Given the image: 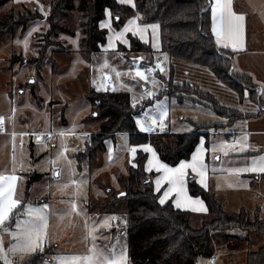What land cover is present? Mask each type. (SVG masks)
Masks as SVG:
<instances>
[{"label": "rangeland", "instance_id": "rangeland-1", "mask_svg": "<svg viewBox=\"0 0 264 264\" xmlns=\"http://www.w3.org/2000/svg\"><path fill=\"white\" fill-rule=\"evenodd\" d=\"M57 1L59 0H19V2L12 0L0 7V17L12 10L14 18L20 19L28 14V10L36 9L44 18L29 22L23 32L17 30L15 37H4L0 40V117L5 120L4 131L0 132V175L15 174L21 177L17 182L15 194L21 205L15 211L23 212L24 206L29 204L34 207L48 205L49 238L45 242L43 252H38L41 255L38 264H59V261L67 256L84 255L93 243L106 255L110 254L111 250L119 254L122 249H126L128 255V238L125 233H121L123 225L117 222V214L99 211L94 206L104 199H111L114 194L121 196L120 193L124 192L120 178L128 177V167L133 159L130 154L132 148L127 146V136L121 135L114 142L108 141L105 149L95 156L91 164L88 163V159H84L80 166L77 164V156L84 152L88 137L97 133L105 122V119L98 115L94 117L93 113L97 112L88 99L90 92L128 95L131 106L136 100V107L143 109L139 119L148 123H150L149 116H158L156 103L163 102L168 108L165 133L188 134L191 132L185 130L187 127H192L194 130L195 125H221L215 134H212L213 130H209L210 134L200 136L196 145L199 146L203 138L204 147L208 149L203 157L207 166V190L215 195L218 202H221L224 211L239 212L244 209L252 214L259 210L260 219L264 220V174L242 173L237 177L229 175L227 171L230 168L249 167L253 160L264 156V154L249 155L251 152L259 151L258 143L246 144L247 147L243 151L240 150L242 145H238L234 150L229 149L227 156L222 152L213 153L210 149L215 144L242 140V138L232 140L226 137L231 131L240 128L227 129V126H223L221 123H225L224 119L216 116L208 108L210 103L201 102L198 94L161 96L160 92L163 90L161 82L164 78L168 81L172 75L174 83H188L198 91L213 96L220 106L233 110L234 112L230 114L234 116H239L244 111H251L249 107L243 108L246 106L243 105L244 102L249 103L247 99L249 96L244 101L239 100V94L219 83L207 68L169 59L160 50L157 52L152 48L154 53L140 57L122 51L128 49L127 37L133 36L132 32L124 34V41H127V44L115 39V36L135 18L128 13L115 18L117 21L122 20L121 28L117 31L112 27L111 15L104 18L110 27L103 28L107 31L106 43L96 54L88 55L83 51V46L80 44L82 35L77 26L71 27L72 35L59 34L55 38L50 37V27L45 18L49 15L50 4ZM235 1V12L245 13L247 16L246 31L252 49H247L235 61L233 74L246 70L252 74L249 76L254 81L264 83V0ZM74 17L78 19L75 14ZM108 35L113 37L111 48H109V39L107 41ZM133 37L140 39L138 35ZM25 41H27V51ZM119 46L125 48L119 49ZM151 57L154 58V63L149 65L147 59ZM158 59L163 62L165 73L161 74L157 70L153 74L159 81L156 88L150 83L140 81L138 77L134 78L137 68L143 71L148 67H155ZM105 60L110 67L98 71ZM112 68L121 73L119 81ZM102 73L111 77V87L108 91L97 92L93 80ZM30 81L34 82L30 83ZM112 87L116 90L112 91ZM145 88L156 92V96L149 99L145 95L141 100ZM239 101H243V104ZM243 129L246 128H241V131ZM61 131L65 135L61 136ZM155 131L160 132L158 127ZM13 132L16 133L15 163H13ZM21 134L24 135L21 137ZM144 153L147 157L146 167L150 159L156 157L159 160L157 156ZM192 154L182 161L191 162ZM53 170L59 172L58 179L53 177ZM152 173L154 177L148 178L152 180L149 184L156 189L155 181L163 173H158L154 169ZM35 175L40 177L36 181L33 180ZM193 175L191 169H188L185 192L190 198H198L190 196L186 189L189 180L196 182L199 179V177L193 178ZM63 185L68 186L63 187ZM167 188L168 185L162 183L160 196ZM169 197L175 202L177 199H182L176 191L170 193ZM73 203L77 205L79 215L72 211ZM187 211L191 212H189L190 220L192 226L196 228L203 225L205 218H212L207 212ZM111 217L117 219L111 220ZM9 223L10 230L15 231V221ZM215 233H211L212 258L198 259L195 264H244L248 252L257 251L264 245L263 237L252 234L236 248H231L228 247V243L244 237L243 232L238 230L228 232L226 234L229 236L228 241L222 233L218 232L217 237ZM2 239L4 250L7 252L8 247L15 241L6 234ZM8 258L20 264L11 253H8ZM0 264H4L3 259H0Z\"/></svg>", "mask_w": 264, "mask_h": 264}, {"label": "trees", "instance_id": "trees-1", "mask_svg": "<svg viewBox=\"0 0 264 264\" xmlns=\"http://www.w3.org/2000/svg\"><path fill=\"white\" fill-rule=\"evenodd\" d=\"M9 2L12 0H0V7ZM134 5L135 7H129L117 0H59L50 4L49 15L45 18L50 27L49 36L55 38L59 34L72 35L71 27L77 26L82 35L80 44L83 51L88 55L96 54L106 43L107 31L99 27L104 20L105 11H110L115 30H119L122 25V20L117 21L115 18L128 13L139 16L140 25H159L160 52L169 59L205 67L219 83L238 93L245 89L253 91L254 87L248 76L231 73L233 54L218 48L214 42L211 0H134ZM11 11L0 17V40L15 37L17 30L23 32L29 22L43 18L36 9L28 10V14L20 19H15ZM74 14L78 19H75ZM127 39L128 49L121 46L118 48H125L122 51L125 50L130 55L140 57L153 52L149 43L145 44L131 35ZM147 61L149 65L153 64L154 58H148ZM170 68L172 69L171 65ZM172 77L171 75L168 81L164 78L161 82V96L198 94L201 102L210 103L208 108L229 124L240 117L230 114L234 111L220 106L213 96L198 91L188 83H174ZM88 99L105 122L97 133L88 137L84 152L77 156L79 166L84 159H88L91 164L95 156L105 149L108 141L114 142L118 136L125 135L129 148L149 145L162 163L175 167L189 158L200 136L208 134L209 130L217 131L221 126L193 124L195 129L188 134L158 131L142 133L135 121L142 116L143 109L133 108L128 95L90 92ZM146 159L142 150L136 151V156L128 167V177L120 178L126 195L114 194L111 199L94 204L99 211L117 214V222L124 225L128 238L129 264H195L198 259H211L212 232H216V237L218 232L222 233L226 241L229 239L226 235L228 232H243L244 237L228 243L231 248H236L252 234L264 238V220L260 219L258 209L252 214L244 209L234 213L226 212L214 194L201 188L194 180H189L188 194L200 198L207 207V215L212 216L211 219L205 218L200 228L192 226L189 212L174 208L170 201L161 205L159 193L150 184L141 183L143 177H153V173L145 174ZM133 164L137 166L133 167ZM39 178L35 175L33 180ZM40 259L41 255L37 252L32 257L33 264H38ZM244 264H264V245L257 251L248 252Z\"/></svg>", "mask_w": 264, "mask_h": 264}, {"label": "snow or ice", "instance_id": "snow-or-ice-1", "mask_svg": "<svg viewBox=\"0 0 264 264\" xmlns=\"http://www.w3.org/2000/svg\"><path fill=\"white\" fill-rule=\"evenodd\" d=\"M19 2V0H17ZM122 4H128L132 7H135L133 0H119ZM212 13V34L216 38V45L222 48H231L233 52L243 51L244 50V21L245 17L243 15L235 14L231 9V0H213L211 6ZM106 17L111 15L109 10L105 12ZM140 19L139 16L129 21L125 26L123 31L116 34L115 39L120 40L121 42L127 44V41H124V34L131 31L133 36H139L140 40L145 44L148 43L147 34L149 30L151 31V47L159 51V25L157 24H144L140 25L137 21ZM100 27L103 29L105 27H110L108 21L105 20L100 24ZM35 30V29H33ZM113 37H109V48L112 47L111 40ZM75 43V42H73ZM25 50L27 51V41H25ZM143 59V57H141ZM165 61L167 57L165 56ZM136 62L134 61V64ZM107 60L101 66V69L109 68ZM116 76L117 81H119L121 73L115 68L111 69ZM159 71L161 74L165 73V68L163 67V62L157 60L155 67H148L145 70L136 69L134 73V78L138 77L140 81L145 83H150L153 88H156L159 84V81L155 79L154 73ZM151 77V79H150ZM111 77L108 74H101L99 77L93 80V86L96 88L97 92L108 91L110 85ZM34 81H30L32 83ZM115 87H112V91H115ZM151 99L156 96V92L145 90L144 95H141L140 99L145 98ZM247 96V93H245ZM137 101H133V108L136 107ZM156 110L158 116H149L148 120L150 123L145 122L141 119H136L135 123L140 132L152 133L157 127L160 132L165 131V120L168 116V108L163 102H157ZM93 115H98L93 113ZM11 119V118H9ZM227 123V121H225ZM5 120L3 117H0V132L4 131ZM188 132H192V127H187L185 129ZM24 134H21V137ZM61 136L65 135L63 131L60 133ZM13 138V163H15V139L16 133H12ZM247 140L245 136L242 140H237L233 143L222 142L212 146L210 151L213 153L222 152L223 155L227 156L229 154V149H235L238 145H242L241 151L245 150L247 145L244 143ZM37 142H40V137H37ZM22 143V140H21ZM142 150L146 153H150L153 157L156 156L154 149L149 145L141 146ZM208 149L204 147L203 138L201 139L200 145L197 146L192 154L191 162L181 161L177 167H169L162 163L158 159H150L148 161V166L146 171H152L153 169L158 173H163V175L155 181L156 191L159 192L162 183H166L168 188L163 192L159 203L164 205L168 199L170 193L176 191L182 199H177L175 202V207L182 210H191L197 212H207L205 204L199 198H190L186 195L185 192V181L188 176V169H191V172L194 174L193 178L199 177L196 180V183L201 187L207 190V166L204 163V153ZM137 149L133 147L130 150L131 156L134 158L136 155ZM62 155V153H61ZM109 158L111 159V152L109 153ZM218 159V157H214ZM54 163V161H53ZM136 167V164L132 165ZM215 171V169H213ZM229 175L239 176L242 173H256L264 174V156L259 157L256 160L252 161L251 166L245 168H230L227 169ZM53 177H59V172L53 170ZM21 179L20 176L11 174V175H0V259H3L4 264H16L15 260H9L8 253H11L16 257L20 264H33L32 257L37 252H43L44 245L48 236V205L44 204L41 207H34L32 205H25L23 212H17L21 201L15 198L17 191V182ZM75 183V182H73ZM68 185H63L67 187ZM231 186V185H229ZM121 196L126 195V193L121 192ZM71 209L77 215L80 213L77 210V205L73 203ZM27 217L26 219H21L20 217ZM116 217H111V220H116ZM15 221V231H11L10 221ZM126 223V221H123ZM85 226L87 227V221H85ZM95 231V229H93ZM8 235L11 237L14 244H11L7 252L4 250L3 246V235ZM91 236V233L89 234ZM92 239L95 240V237L92 236ZM59 264H129L128 255L126 249H122L118 254L115 250H111L110 254H105L103 251L98 250L97 246L93 243L92 247L88 248L87 253L84 255H71L67 256L59 261Z\"/></svg>", "mask_w": 264, "mask_h": 264}, {"label": "crops", "instance_id": "crops-1", "mask_svg": "<svg viewBox=\"0 0 264 264\" xmlns=\"http://www.w3.org/2000/svg\"><path fill=\"white\" fill-rule=\"evenodd\" d=\"M119 2V0H117ZM120 3V2H119ZM133 3H134V0H133ZM212 3H213V0H211V6H212ZM236 4V1L235 0H231V9L232 11L237 14V15H243L245 17V21H244V50L243 51H237V52H233L231 48H222V47H217L218 48H221V49H224L226 51H229L230 53H232V68L234 66V63L236 60H238L244 52L247 51V49H252L251 48V45H250V41L248 39V34H247V31H246V20H247V16L246 14H239L237 12H235L234 10V5ZM124 5H127L129 7H132L128 4H124ZM106 12V11H105ZM110 17V16H109ZM134 17L136 18V16L134 15ZM211 17H212V13H211ZM104 18H108L106 17L105 13H104ZM104 19V20H105ZM138 22V21H137ZM212 30V29H211ZM117 31V30H116ZM115 33V31L113 32ZM151 31L149 30L148 34H147V39H148V43L151 45ZM109 35L107 37V41L109 39ZM213 39H214V42L216 44V38L215 36H213ZM144 43V42H143ZM147 43V44H148ZM152 48V47H151ZM159 50H160V41H159ZM263 67H264V61H263ZM244 72L242 73H238V74H235V75H244V76H248L250 78V82L252 83V86L254 87L253 91L250 92L248 89H245L244 91H242V93H238L234 90H232L233 92H236L238 93V99L239 100H245L247 98V96H249L247 99L249 101V103H246L244 102L243 104V101H239L240 104H243V105H246L244 106L243 108H251V111L250 112H246L244 111L243 113H241L233 123H221L223 126H227V129L232 127V128H235V127H239L240 129L237 130V131H231V134L230 135H226V137L228 139H238V138H244L245 136L247 137V140L245 142V144H248V143H252V142H255V143H258L259 145V151L257 152H251L249 153V155H261V154H264V83L262 82H256L253 80L252 77V74H250L249 72H247L246 70H243ZM231 73L233 74V71L231 69ZM234 75V74H233ZM250 75V76H249ZM230 89V88H229ZM145 90H147V88H145ZM144 90V91H145ZM245 93H247V96L245 95ZM224 121H227V120H224ZM246 128V129H243V131H241V128ZM231 129V128H230ZM147 133V132H145ZM216 131L213 130L212 134H215ZM210 134V133H208ZM205 135V134H204ZM133 148V147H132ZM138 150H142V147H135ZM143 151V150H142ZM144 152V151H143ZM157 156V154H156ZM158 157V156H157ZM155 159H157L155 157ZM145 169H146V163H145ZM152 171H146L145 170V174L146 175H149L151 174ZM154 173V172H153ZM156 174V173H154ZM154 177V176H153ZM152 177V178H153ZM157 177V176H156ZM156 177L154 179H156ZM145 178H149V177H145ZM153 179V180H154ZM152 180L150 179V182ZM161 189V188H160ZM186 189H187V186H186ZM154 191L156 193H159V200L161 198L160 196V192H157L156 189L154 188ZM188 192V190H187ZM170 198V197H169ZM168 198V199H169ZM167 201H170L172 203V205L175 207V201H173V198H170L169 200ZM166 201V202H167ZM165 202V203H166ZM205 204V203H204ZM206 206V205H205ZM223 207V206H222ZM207 208V207H206ZM177 209V208H176ZM181 211H186V212H190V211H187V210H182V209H179ZM191 213V212H190ZM229 213H234V212H229ZM124 226V225H123Z\"/></svg>", "mask_w": 264, "mask_h": 264}, {"label": "water", "instance_id": "water-1", "mask_svg": "<svg viewBox=\"0 0 264 264\" xmlns=\"http://www.w3.org/2000/svg\"><path fill=\"white\" fill-rule=\"evenodd\" d=\"M95 116H96V115H94V117H95ZM149 183H150V179L145 178V177L142 178V184H143V185H148ZM121 228H122L121 233H125V227L122 226Z\"/></svg>", "mask_w": 264, "mask_h": 264}]
</instances>
